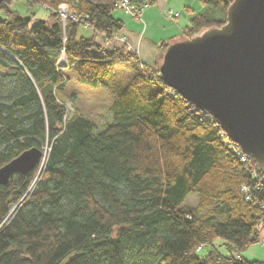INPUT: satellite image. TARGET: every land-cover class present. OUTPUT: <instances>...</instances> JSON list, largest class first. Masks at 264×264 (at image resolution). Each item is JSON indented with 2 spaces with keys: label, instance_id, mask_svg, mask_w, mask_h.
<instances>
[{
  "label": "trees",
  "instance_id": "trees-1",
  "mask_svg": "<svg viewBox=\"0 0 264 264\" xmlns=\"http://www.w3.org/2000/svg\"><path fill=\"white\" fill-rule=\"evenodd\" d=\"M11 1L0 0V166L31 146L48 150L41 166L0 184V264H264L241 254L264 235V168L242 161L214 118L170 94L158 71L124 47L102 48L95 32L123 28L118 0H28L48 10L43 19ZM199 1L184 37L224 23L232 0ZM61 3L77 21L62 23ZM84 22L93 33L79 32ZM168 43L157 44L161 55ZM127 60L132 76L109 85L96 121L68 110L72 79L107 85Z\"/></svg>",
  "mask_w": 264,
  "mask_h": 264
},
{
  "label": "water",
  "instance_id": "water-1",
  "mask_svg": "<svg viewBox=\"0 0 264 264\" xmlns=\"http://www.w3.org/2000/svg\"><path fill=\"white\" fill-rule=\"evenodd\" d=\"M225 10L221 25L168 43L158 75L264 168V0H232ZM42 154L31 146L1 165L0 184Z\"/></svg>",
  "mask_w": 264,
  "mask_h": 264
},
{
  "label": "rangeland",
  "instance_id": "rangeland-1",
  "mask_svg": "<svg viewBox=\"0 0 264 264\" xmlns=\"http://www.w3.org/2000/svg\"><path fill=\"white\" fill-rule=\"evenodd\" d=\"M187 1H191V0H187ZM192 1H193L192 6H194L196 11H201L203 9L204 6L202 2H200L199 0H192ZM117 2L118 1H116L115 3L117 7L114 10H112V13L116 15L118 13H123L128 16L130 15L132 17H137L140 15L139 13L144 7L146 8V7H149L150 5H153L158 8L157 10L158 16L156 17V19H158L159 26H157L155 22H152L151 25H149L148 29L144 33V35L148 36V38L151 37V39L152 38L157 39L156 42H159L162 40L172 42L173 40L182 39L184 37L183 34H181V30H180V34H181L180 38H176V36H173L166 40L167 36L171 35L170 33L173 31L175 27L176 23L174 22V20L178 19L182 21L184 18H188L187 8L185 7L186 6L185 4H187L186 2L178 1L176 5H172V4L169 5V4H164L163 0H161V4L159 3V1L157 2V0H155L153 3H150V4L147 3L146 6H143V8L139 10L138 14H136L134 10L132 12L127 13V9H124V7L121 4H118ZM173 7H175L176 9L178 8L181 15H179V12L177 11H176L178 13L177 16L170 15L169 13H167L169 8L174 10ZM9 8L17 10L20 15L30 16L33 19L34 18L43 19V18H47L48 16V10L43 6V4L40 5L38 3H34L32 5H29L28 0H12L10 2ZM146 9H149V8H146ZM56 12L61 18L63 24H65L66 20H72L74 22L77 21L76 18L78 17H75V15L72 14V12H69V7L67 6L66 3L64 4L61 3V5L58 6V9L56 10ZM116 18H120V17L116 16ZM122 24H123V21H122ZM120 30L119 32L114 33L108 37H106L103 33H100L97 31L95 32L96 33L95 38L98 42H100L101 45H105V46H102V48L107 47L109 49L110 47H113V46L120 48L121 46V47H124V49L127 52L128 51L130 53L132 52L133 54L136 55V57H138L139 53H138L137 48L133 46L132 42L129 41L125 35H122L120 33ZM79 32L85 35L93 33L92 29L88 28V26L85 27L84 25L79 26ZM157 56H158L157 60L153 62V64H150V65L144 63L143 60H141V58L139 57L138 58H139V61L142 63V65L145 64L150 69L158 71L157 69L158 64L160 63L162 59L160 49H159V53L157 54ZM65 60H66L65 54L64 52H62L59 58L57 59L58 65L60 67H64L66 64ZM114 69L115 71L112 74L113 76L111 77V79L107 80V85L100 84L99 86L95 88L90 87V86L89 87L85 86L83 84H80L79 82H76L74 79H72L70 81V85L68 86V90L65 94L66 96L63 97L65 99L63 100L64 104H66L68 110H70L71 112L73 111L75 107H77L80 113L83 114L90 121H96L101 115V113L107 108V106L110 103L109 100H110V89L111 88L109 87V85L113 86L114 84V86L115 85L120 86L121 84L129 80V78L132 76V73H133L132 63L129 60L124 61V62L122 61L117 62L114 65ZM42 148H43V151L45 150V152L48 150L45 144L42 145ZM44 156H45V153L43 152L42 156L40 157L39 165L41 162L42 163L44 162L45 160ZM187 201L189 203H194L195 202L194 196L188 197ZM223 243L224 241L220 237L215 238L213 242V244L219 247V249L223 253H226V248L224 247ZM209 247L210 246L208 245L202 247V249L197 251V254L202 256L203 254H205V252L208 249H210ZM241 254L246 259L264 260V246L261 245L259 241L251 243L247 245V248L244 249L241 252Z\"/></svg>",
  "mask_w": 264,
  "mask_h": 264
},
{
  "label": "crops",
  "instance_id": "crops-1",
  "mask_svg": "<svg viewBox=\"0 0 264 264\" xmlns=\"http://www.w3.org/2000/svg\"><path fill=\"white\" fill-rule=\"evenodd\" d=\"M158 1L161 4V0H157V2ZM178 1L187 3L185 4L186 5L185 7L187 8L188 18H184L182 21L178 19L174 20V22L176 23L175 27L173 31L170 33L171 35L167 36L166 40L173 36H176V38H180L181 28L183 27V25L188 24L189 18L193 15L194 12H196V9L194 8V6H192V3H193L192 0L191 1L163 0L164 4H169V5L171 4L176 5ZM150 6L146 7L149 9H146L144 7L140 11L139 13L140 15L137 17H132L130 15L128 16L123 13H118L117 15L112 13L114 16L120 17L122 19L123 28L120 30V33L122 35H125L126 38L132 42L133 46L136 47L138 50V53H139L138 57L141 58V60H143V62L148 65L153 64V62L157 60V57H158L157 54L159 53V47L157 46V44L160 42V41L156 42L157 39H154V38L151 39V37L148 38V36L144 35L145 31L148 29L149 25H151L152 22H155L156 25L159 26L158 19H156V17L158 16V11H157L158 8L153 5H150ZM173 8L175 11L179 12L178 8L177 9L175 7ZM179 15H181L180 12H179Z\"/></svg>",
  "mask_w": 264,
  "mask_h": 264
},
{
  "label": "built area",
  "instance_id": "built-area-1",
  "mask_svg": "<svg viewBox=\"0 0 264 264\" xmlns=\"http://www.w3.org/2000/svg\"><path fill=\"white\" fill-rule=\"evenodd\" d=\"M118 4H121L123 7H124V9H127V13H129V12H132L133 10L136 12V14H138L139 13V10H141L142 8H143V6H146L147 5V3H145L143 6H139V7H137L136 8V6H134V4H132L131 2H130V0H118V2H117ZM63 4V3H62ZM61 5V4H60ZM167 13H169L170 15H174V16H177L178 15V13L176 12V11H174L173 9H169L168 11H167ZM74 18V17H73ZM77 19V18H76ZM84 26L86 27L87 26V22L85 23L84 22ZM105 44H106V42H105ZM110 44V43H109ZM102 46H105V45H102ZM109 46V45H108ZM105 48H107V47H105ZM170 94H173L174 92H175V90L173 89V88H171L170 89ZM238 146V145H237ZM240 150V153H239V155H240V159L243 161H246V160H248V157H250L249 155H247V154H245L244 152H242L241 151V149H239ZM251 158V157H250ZM42 163V162H41ZM255 169V168H254ZM254 169H252V170H254ZM264 224V223H263ZM259 242H260V244L261 245H263L264 246V235L263 236H261L260 238H259V240H258Z\"/></svg>",
  "mask_w": 264,
  "mask_h": 264
},
{
  "label": "bare ground",
  "instance_id": "bare-ground-1",
  "mask_svg": "<svg viewBox=\"0 0 264 264\" xmlns=\"http://www.w3.org/2000/svg\"><path fill=\"white\" fill-rule=\"evenodd\" d=\"M43 152L45 153V150Z\"/></svg>",
  "mask_w": 264,
  "mask_h": 264
}]
</instances>
